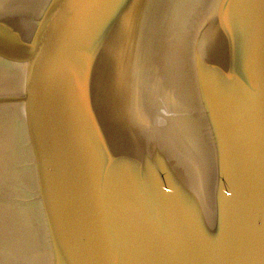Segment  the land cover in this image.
Segmentation results:
<instances>
[{"label":"water","instance_id":"1","mask_svg":"<svg viewBox=\"0 0 264 264\" xmlns=\"http://www.w3.org/2000/svg\"><path fill=\"white\" fill-rule=\"evenodd\" d=\"M0 264H264V0H0Z\"/></svg>","mask_w":264,"mask_h":264}]
</instances>
